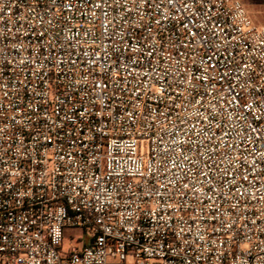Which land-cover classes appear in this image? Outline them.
<instances>
[{"label":"built area","instance_id":"2783aa9c","mask_svg":"<svg viewBox=\"0 0 264 264\" xmlns=\"http://www.w3.org/2000/svg\"><path fill=\"white\" fill-rule=\"evenodd\" d=\"M0 264H264L242 0H0Z\"/></svg>","mask_w":264,"mask_h":264},{"label":"rangeland","instance_id":"374dc122","mask_svg":"<svg viewBox=\"0 0 264 264\" xmlns=\"http://www.w3.org/2000/svg\"><path fill=\"white\" fill-rule=\"evenodd\" d=\"M250 17L256 25H264V0H242ZM82 234L81 230H76Z\"/></svg>","mask_w":264,"mask_h":264}]
</instances>
